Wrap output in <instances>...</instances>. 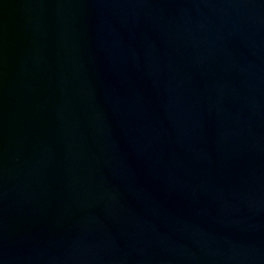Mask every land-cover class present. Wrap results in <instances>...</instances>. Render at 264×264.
I'll return each mask as SVG.
<instances>
[{"label": "water", "instance_id": "1", "mask_svg": "<svg viewBox=\"0 0 264 264\" xmlns=\"http://www.w3.org/2000/svg\"><path fill=\"white\" fill-rule=\"evenodd\" d=\"M0 264H264V0H0Z\"/></svg>", "mask_w": 264, "mask_h": 264}]
</instances>
